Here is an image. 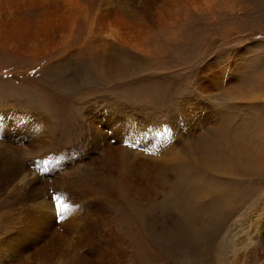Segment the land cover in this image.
<instances>
[{
    "label": "rangeland",
    "instance_id": "rangeland-1",
    "mask_svg": "<svg viewBox=\"0 0 264 264\" xmlns=\"http://www.w3.org/2000/svg\"><path fill=\"white\" fill-rule=\"evenodd\" d=\"M262 213L264 0H0V264H264Z\"/></svg>",
    "mask_w": 264,
    "mask_h": 264
},
{
    "label": "bare ground",
    "instance_id": "bare-ground-1",
    "mask_svg": "<svg viewBox=\"0 0 264 264\" xmlns=\"http://www.w3.org/2000/svg\"><path fill=\"white\" fill-rule=\"evenodd\" d=\"M97 42H99V43H97L94 47H98V46H103L104 45V43H107L108 44V41L107 40H104V41H101V40H97ZM17 175H18V171H14V172H12L11 174H10V176H7V175H5L4 177H3V180L5 181V185H9L15 178H17ZM28 196H31V194L30 193H27V196H24V197H22L21 199H27V198H29ZM213 212V211H212ZM263 215H264V213H262ZM215 216V215H214ZM262 220V219H261ZM259 221V220H258ZM257 221V222H258ZM260 222H262V221H260ZM259 222V223H260ZM264 222V221H263ZM263 222H262V224H263Z\"/></svg>",
    "mask_w": 264,
    "mask_h": 264
},
{
    "label": "snow or ice",
    "instance_id": "snow-or-ice-1",
    "mask_svg": "<svg viewBox=\"0 0 264 264\" xmlns=\"http://www.w3.org/2000/svg\"><path fill=\"white\" fill-rule=\"evenodd\" d=\"M42 163L47 164V163H49V161H43ZM53 199H54L55 203H56L57 205H59V206L57 207V212H58V213L61 211V209H68V208L70 207V205L67 204V203H63V204H61V203H60V200H59V197H53Z\"/></svg>",
    "mask_w": 264,
    "mask_h": 264
}]
</instances>
